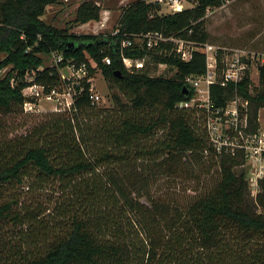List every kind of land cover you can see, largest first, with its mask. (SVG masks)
Wrapping results in <instances>:
<instances>
[{"label":"trees","instance_id":"trees-1","mask_svg":"<svg viewBox=\"0 0 264 264\" xmlns=\"http://www.w3.org/2000/svg\"><path fill=\"white\" fill-rule=\"evenodd\" d=\"M60 1L0 0V186L42 190L58 182L63 196L50 213L19 211L17 196L0 201V264H264V182L255 201L244 156L219 153L211 142L209 110L180 107L194 93L186 79L206 73V55L194 50L185 62L174 43L149 49L144 39L209 44L207 13L230 0H188L192 9L167 15L137 0L107 37L72 33L101 20L92 1L64 29L48 24L47 8ZM42 55L62 60L45 67ZM124 59L144 66L128 70ZM149 63L174 75L152 76ZM83 66L87 77L63 79L65 68ZM97 72L112 107L91 99ZM258 72L255 89L249 75L226 88L212 85V109H225L238 93L256 118L264 108V65ZM33 85L46 94L70 91L72 107L10 138L4 118L36 102L24 94ZM203 169L215 170L214 180L193 197L166 201L153 192L163 176L188 174L200 183ZM17 227L23 231L4 235Z\"/></svg>","mask_w":264,"mask_h":264},{"label":"rangeland","instance_id":"rangeland-1","mask_svg":"<svg viewBox=\"0 0 264 264\" xmlns=\"http://www.w3.org/2000/svg\"><path fill=\"white\" fill-rule=\"evenodd\" d=\"M85 1H92L101 7V20L86 25H78L72 30V33L107 37L116 33L125 7L137 0H61L58 4L47 8L43 19L48 24L64 29L69 22L75 19L77 9ZM193 7L194 4L191 2L185 3V9H192ZM164 12L169 13V10L165 9ZM207 30L210 34L209 43L211 45L218 48H228L233 51L244 50L245 53L251 52L254 54L255 60L250 62V70L247 75L252 80V89L260 87L257 68L261 65V61L264 58V0H230L225 2L222 7L211 10L207 17ZM136 43L140 42L137 41ZM41 57L45 67L56 65L59 57L61 58L59 55H42ZM3 58L4 56L1 55L0 60ZM130 60L133 66L128 70L138 69L135 66L137 63L144 65V61ZM149 66L152 76L172 77L174 75L173 72L168 70L166 65L155 67L154 64L149 63ZM70 69V67H67L62 70V77H71L73 72ZM92 81L94 91L101 97L98 104L100 106L112 107L113 103L109 96L110 92H108V86L102 74L97 72L95 79ZM114 92L116 93L117 90L114 89ZM61 95H64L66 98H62L59 101L55 99L50 101L43 98L37 101L33 110L27 108L23 113L4 118L8 131L6 135L10 138H16L30 133L33 128L56 112L59 105L65 106L70 96H72L70 91ZM234 101L240 103L241 125L245 136L264 128V108L258 110L256 118H253V116L251 118L255 108H251L250 103L244 101L238 93L234 95L228 104L232 106ZM220 135H223V129ZM245 169L249 175L250 171L247 165ZM214 172L215 170L208 174L206 169L199 171L202 175L200 183L195 180H188V174L184 175V179L163 176L156 187H154L153 192L157 197L159 196L162 200L166 201L174 198L176 200H183L181 199L182 197H193L212 184ZM15 196L20 200L19 211H35L38 208H43L50 213L56 206L57 201L62 200V198L58 200L62 196L58 182H52L42 190H38L37 188L29 190L27 186L25 188L0 186V201L5 199L10 200ZM142 202L146 203L145 200H142ZM14 231L15 233H11L7 230L4 235L13 237V235H17L23 230L17 227Z\"/></svg>","mask_w":264,"mask_h":264},{"label":"built area","instance_id":"built-area-1","mask_svg":"<svg viewBox=\"0 0 264 264\" xmlns=\"http://www.w3.org/2000/svg\"><path fill=\"white\" fill-rule=\"evenodd\" d=\"M147 4H154L160 7L159 15L173 14L185 10V3L188 0H142ZM168 9L169 13L164 10ZM211 9L207 13L209 16ZM3 24L0 22V27ZM116 33L113 34L116 35ZM147 48L152 49L158 46L159 42H172L175 45L176 53L185 62L192 58V52L199 50L206 55V73L199 77H188L186 83L194 91L192 97L180 104L181 108L190 109L198 106L209 110L207 120V129L211 138V142L219 153H227L232 156L242 155L246 160L249 168L248 184L251 197L256 201L258 195L262 191V182H264V128L256 132H252L248 136L244 135L243 127L241 125V108L240 103L233 102V105L227 104L225 109H212L213 103L211 100V86L219 85L221 87H228L231 84L237 85L241 83L250 70V62L255 60L253 53L244 52V50H229L228 48H218L214 45L206 44L202 47H196L194 44L188 43L178 39H167L159 34H149L144 37ZM131 41L123 42V47H130ZM261 57V55H260ZM62 57L58 59L61 61ZM259 61V60H258ZM264 65V58L261 61ZM106 64H111L110 59H105ZM124 64L127 69L133 66L130 59H124ZM138 69L143 68L142 63L135 65ZM73 72L71 77H64V80L76 82L78 79L87 77L88 73L86 67L83 66L79 70L75 67L70 69ZM258 70V68H257ZM93 80V79H92ZM90 82L93 83V81ZM94 88V87H93ZM24 94L29 98L35 99L36 102H29L25 104V110L29 108L33 110L37 101L43 98L53 101H59L66 98L56 90H52L49 94L45 93L44 87L33 85L29 86ZM91 99L96 103L101 100L100 95L93 93ZM73 104L72 96L67 101L66 105L58 106L56 112L70 110ZM223 129V135H220Z\"/></svg>","mask_w":264,"mask_h":264},{"label":"water","instance_id":"water-1","mask_svg":"<svg viewBox=\"0 0 264 264\" xmlns=\"http://www.w3.org/2000/svg\"><path fill=\"white\" fill-rule=\"evenodd\" d=\"M71 46H73V44H70ZM184 94L186 95V96H189V91L187 90V89H184Z\"/></svg>","mask_w":264,"mask_h":264}]
</instances>
